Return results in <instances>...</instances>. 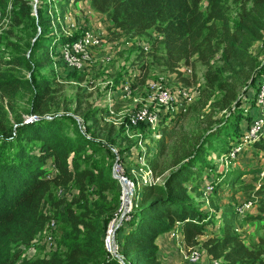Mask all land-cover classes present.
Listing matches in <instances>:
<instances>
[{
    "label": "rangeland",
    "instance_id": "374dc122",
    "mask_svg": "<svg viewBox=\"0 0 264 264\" xmlns=\"http://www.w3.org/2000/svg\"><path fill=\"white\" fill-rule=\"evenodd\" d=\"M244 3L248 7L252 5L247 0H223L231 25L239 21ZM40 6L43 7V18L39 23ZM202 7L205 10L206 3ZM217 27L220 37V22ZM87 34L100 36V46H85L77 55L75 65L64 61L65 45H71ZM157 36L153 29L143 35L124 33L114 26L106 13L96 11L90 0H0V81H3L0 86V134L10 128L15 130L19 119L27 122L36 90L47 84L50 94L43 112L38 114L46 113L47 117L65 114L75 118L84 133L93 135L101 143L107 161L112 163V174L114 170L124 173L136 185V180L140 181L141 175L148 170L156 180L159 179L157 183H162L179 163L210 137L213 130L231 121L237 125L236 134L226 139L227 144L221 148L219 141L214 140V146L207 153L206 178L200 183L201 189L207 184L222 183L219 196L215 198L220 209L202 203L204 194L192 193L203 212L216 215V222L206 226L205 233L198 239L202 242L216 233L222 223V207L235 202L239 213L235 230L247 245L255 246L264 236V219L256 218L259 196L255 192L264 189L261 174L264 149L248 144L245 137L253 125L264 122V105L259 103L258 97L264 73L249 79L238 89L236 99L224 108V102L219 100L221 92L207 85L208 67L194 57L196 60L181 65L177 71L168 70L162 62V50L156 52L151 47ZM62 40L64 42L57 43ZM44 41L49 44L46 48L42 46ZM251 53L257 58V70L264 72V39L252 46ZM25 55L33 61L39 59L43 64L36 65L32 73L23 63ZM221 57L220 52L212 60L215 71L222 65ZM26 81L32 83V90L26 89ZM163 89H168L172 95L166 104L160 101ZM141 109H149L162 117L157 134L147 131L144 122L134 124L133 119ZM67 133L75 135L72 128ZM38 146L39 142L33 141L28 147L36 150ZM216 147L225 152L213 150ZM230 151H236L234 159ZM96 157L100 158V155ZM85 165L93 166V163ZM45 167L51 177L57 172L51 159ZM259 169L260 176L254 172ZM231 171H241L240 185H232L227 180ZM139 186L136 185L131 209L136 197L140 196ZM52 188L53 199L48 198L42 204L48 213L55 210L52 202L61 197L70 200L78 193L74 184ZM88 193L91 202L97 199L95 185ZM121 196L119 181L116 193L108 191V203L113 205L117 199L122 201ZM121 204L104 216L105 233L113 220L120 224L124 212ZM126 214L122 221L129 218ZM56 215L57 227H48L51 242L46 237H37V233L33 241L26 243L5 230V210L0 209V264L14 260L18 263L23 258L49 259L52 253L60 251L59 239L65 226L57 211ZM114 239L116 247L119 246L122 231L116 229ZM174 240L175 247L168 262L189 264L185 256L188 251ZM108 252L116 257L115 251ZM124 262L128 264L125 259ZM198 264H211L210 256L204 253Z\"/></svg>",
    "mask_w": 264,
    "mask_h": 264
},
{
    "label": "trees",
    "instance_id": "16d2710c",
    "mask_svg": "<svg viewBox=\"0 0 264 264\" xmlns=\"http://www.w3.org/2000/svg\"><path fill=\"white\" fill-rule=\"evenodd\" d=\"M247 1L252 5L248 7L244 3L239 21L231 25L223 0H90L96 11L106 13L114 26L126 34L156 31L158 36L151 47L156 52L162 50V62L168 70L177 71L181 65L196 59L204 63L208 67L207 85L221 92L219 100L224 102V108L236 99L241 86L264 73L257 70V58L251 53L252 46L264 39V0ZM203 3H206L205 10ZM42 8L38 9L39 23L43 18ZM217 22L221 23L220 37ZM42 46L46 48L49 44L44 41ZM220 52L222 65L215 71L212 60ZM23 63L32 73L36 65L43 64L26 55ZM24 84L32 90V83ZM49 94V86L40 85L29 111L36 118L30 122L19 119L15 130L10 128L0 134V209L5 210V230L30 243L51 217L52 211L43 210L42 204L48 198L53 199L52 187L74 184L78 193L70 200L61 197L51 205L65 226L59 239L60 251L52 253L49 259L23 258L18 263L14 260L6 264H121L106 250L104 240L103 218L121 202L117 199L113 205L108 203V191L116 193L119 186L111 172L112 163L107 161L101 143L93 135L84 133L75 118L65 114L51 117L38 114L43 112ZM70 128L74 136L67 133ZM236 131V124L225 122L162 183L138 187L140 196L126 214L129 218L117 228L122 231L119 251L128 264H162L157 239L177 225L183 229L187 246L200 245L208 256L222 260V264H264V236L257 245L249 246L237 234L235 222L239 215L235 202L222 207L219 230L202 242L198 239L206 226L216 222L215 213L203 212L195 198L206 193L200 183L206 178L207 153L214 146V140L219 141L221 148ZM33 141L39 142L36 150L28 147ZM251 145L264 149V134ZM220 148L213 150L225 152ZM49 159L57 169L53 177L47 175L45 167ZM85 163L93 166H84ZM240 174L241 171H231L227 180L232 185H240ZM93 185L97 187L98 197L91 202L88 191ZM221 185H213L212 192L206 193L201 202L219 210L215 198ZM255 192L259 196L256 218L264 219V189ZM55 210L52 216L58 220Z\"/></svg>",
    "mask_w": 264,
    "mask_h": 264
},
{
    "label": "built area",
    "instance_id": "2783aa9c",
    "mask_svg": "<svg viewBox=\"0 0 264 264\" xmlns=\"http://www.w3.org/2000/svg\"><path fill=\"white\" fill-rule=\"evenodd\" d=\"M100 41H101V37H96L92 34H87L85 35L83 38H81L78 41L73 42L71 45L70 44H66L65 45V50L63 52V59L64 61L68 62L71 65H75L78 62V54L85 48V46L87 45H92V46H100ZM259 103L263 106L264 105V80L262 81L260 88H259ZM172 98V95L170 93V91L168 89H163L160 91V101L163 103H168L170 101V99ZM36 118V116H31L29 115V118L26 121H30L31 119ZM161 116L158 113H155L154 111H151L149 109H141L138 114L134 117L133 122L134 124H139L141 122H144L148 129L153 131L154 134H157V132L159 131V127H160V123H161ZM30 119V120H29ZM262 134H264V122H259L255 125H253V127L250 129L249 133H247L246 137H245V142H247L249 144H252L256 139H258ZM158 136V135H157ZM250 140V141H249ZM230 156L232 159H234L236 157V151H230ZM140 159L142 160L143 157H140ZM227 162H228V158H226ZM231 160V159H230ZM149 166L148 164L146 165V167ZM116 173L118 175H120L124 181L122 182L120 179V185H121V189H122V196H121V209H125V191L126 189H128V192L130 194V206H132V202H133V196H135V188L136 185H142V184H147V183H157L158 180H156L154 178V174L152 173L151 170H148L146 172H144L141 175V179L136 180V185L133 179H131L129 176L125 175L124 173L118 172L116 171ZM262 176H264V171L261 172ZM258 176H260V174L258 173ZM205 181V180H204ZM203 181V182H204ZM130 186V188L128 187ZM124 187V188H123ZM207 194L211 193L213 190V186H210L209 184H207V187L203 189ZM205 194V197H207ZM250 206V205H248ZM238 212V211H237ZM242 212V211H240ZM53 212H50V218L49 221L46 223L45 227L43 228V230L39 231V233L37 234V237H46V239L51 242L52 240V235L50 232H48V227L51 225L54 229L57 227L58 223H57V218L55 216H52ZM239 215V213H238ZM112 223H115V220H113L105 233V247L107 248V250L109 251V247L111 245V233L109 231L110 226ZM178 227L180 228L181 225H177L176 228L171 231L172 232V237L174 239H176L177 241H179L183 248L186 249L187 254L186 256V261L189 264H198L200 263L201 259H203V254L206 253L204 250H201V248L199 246H194V247H189L186 245V243L183 240V229L181 227V230H178ZM237 230V229H236ZM48 246H51L50 244H47ZM118 253H120L119 251V246L117 244V248ZM114 254V253H113ZM208 255V254H207ZM123 260L125 259L122 256ZM121 261L122 264H124L125 262L122 259H119ZM210 262L211 264H222V260L219 259H214L210 257ZM127 263V262H126Z\"/></svg>",
    "mask_w": 264,
    "mask_h": 264
},
{
    "label": "crops",
    "instance_id": "0c3cea01",
    "mask_svg": "<svg viewBox=\"0 0 264 264\" xmlns=\"http://www.w3.org/2000/svg\"><path fill=\"white\" fill-rule=\"evenodd\" d=\"M179 229L181 230V227H178V230ZM157 242L159 245L158 256L162 261V264H171L170 262H168V259L170 257V253L174 250L175 247V240L172 237V232H167L160 235L157 239Z\"/></svg>",
    "mask_w": 264,
    "mask_h": 264
},
{
    "label": "water",
    "instance_id": "95a60500",
    "mask_svg": "<svg viewBox=\"0 0 264 264\" xmlns=\"http://www.w3.org/2000/svg\"><path fill=\"white\" fill-rule=\"evenodd\" d=\"M113 177L114 178H116V179H120L122 182L124 181V179L120 176V175H118L117 173H116V170H114V173H113ZM124 197H125V209H124V212H123V215H122V217H121V220H120V224H121V222H122V218H123V216L131 209V207H130V194H129V192H128V189H126V191H125V194H124ZM119 224V225H120ZM114 255L116 256V257H118V259H122L123 260V258H122V255L121 254H119L118 252L117 253H114ZM124 261V260H123ZM120 263H121V261H120ZM122 264V263H121Z\"/></svg>",
    "mask_w": 264,
    "mask_h": 264
},
{
    "label": "bare ground",
    "instance_id": "6f19581e",
    "mask_svg": "<svg viewBox=\"0 0 264 264\" xmlns=\"http://www.w3.org/2000/svg\"><path fill=\"white\" fill-rule=\"evenodd\" d=\"M130 188V186H128ZM124 188V187H123ZM119 226V223L118 222H115V223H112L111 226H110V233H111V237H110V240H111V245L109 247V251L111 253H113L115 251V253H117V247H116V244H115V239H114V234H115V231L116 229L118 228Z\"/></svg>",
    "mask_w": 264,
    "mask_h": 264
}]
</instances>
